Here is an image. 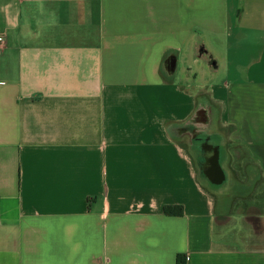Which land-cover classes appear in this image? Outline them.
Instances as JSON below:
<instances>
[{
    "label": "crops",
    "instance_id": "crops-1",
    "mask_svg": "<svg viewBox=\"0 0 264 264\" xmlns=\"http://www.w3.org/2000/svg\"><path fill=\"white\" fill-rule=\"evenodd\" d=\"M0 36V264H264V0H0Z\"/></svg>",
    "mask_w": 264,
    "mask_h": 264
},
{
    "label": "trees",
    "instance_id": "trees-1",
    "mask_svg": "<svg viewBox=\"0 0 264 264\" xmlns=\"http://www.w3.org/2000/svg\"><path fill=\"white\" fill-rule=\"evenodd\" d=\"M163 213L166 215V216H181L182 215V207L180 206H165L163 208ZM181 257L178 256L177 257V261H178V264H180V260Z\"/></svg>",
    "mask_w": 264,
    "mask_h": 264
},
{
    "label": "built area",
    "instance_id": "built-area-1",
    "mask_svg": "<svg viewBox=\"0 0 264 264\" xmlns=\"http://www.w3.org/2000/svg\"><path fill=\"white\" fill-rule=\"evenodd\" d=\"M4 43V38L0 36V45Z\"/></svg>",
    "mask_w": 264,
    "mask_h": 264
}]
</instances>
